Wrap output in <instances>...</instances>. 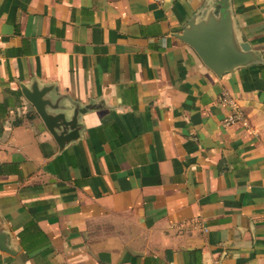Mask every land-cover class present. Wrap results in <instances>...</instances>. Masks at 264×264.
Masks as SVG:
<instances>
[{
	"label": "crops",
	"instance_id": "obj_1",
	"mask_svg": "<svg viewBox=\"0 0 264 264\" xmlns=\"http://www.w3.org/2000/svg\"><path fill=\"white\" fill-rule=\"evenodd\" d=\"M0 264H264V0H0Z\"/></svg>",
	"mask_w": 264,
	"mask_h": 264
},
{
	"label": "water",
	"instance_id": "obj_2",
	"mask_svg": "<svg viewBox=\"0 0 264 264\" xmlns=\"http://www.w3.org/2000/svg\"><path fill=\"white\" fill-rule=\"evenodd\" d=\"M224 10L223 7L217 23L210 20L200 27L191 26L179 37L195 52L204 66L216 75L246 62V57L234 53L228 47L230 32L228 18ZM27 99L32 103L37 113L43 117L40 104L34 97Z\"/></svg>",
	"mask_w": 264,
	"mask_h": 264
},
{
	"label": "built area",
	"instance_id": "obj_3",
	"mask_svg": "<svg viewBox=\"0 0 264 264\" xmlns=\"http://www.w3.org/2000/svg\"><path fill=\"white\" fill-rule=\"evenodd\" d=\"M153 2L160 4L163 0H152ZM220 103L228 109V114L221 121L222 127H229L235 124L246 125V119L240 106L234 101V99L227 93H223L219 99ZM203 231L206 229L202 228Z\"/></svg>",
	"mask_w": 264,
	"mask_h": 264
}]
</instances>
